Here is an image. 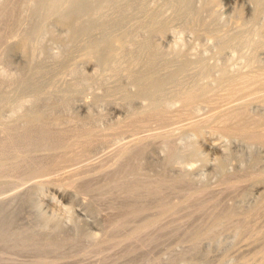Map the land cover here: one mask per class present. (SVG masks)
I'll return each instance as SVG.
<instances>
[{
	"label": "bare ground",
	"instance_id": "1",
	"mask_svg": "<svg viewBox=\"0 0 264 264\" xmlns=\"http://www.w3.org/2000/svg\"><path fill=\"white\" fill-rule=\"evenodd\" d=\"M6 1L8 0H0V19L6 17L5 12L11 0L9 3H6ZM160 1L38 0L37 2V0H32L33 3H30V9L27 8L32 11L29 13L35 12V16L38 15L39 18H30L34 20L31 25L26 27V34L25 32V35L22 34L20 45L16 48L19 51L18 54L28 58L25 61L23 60L25 62L23 68L17 73L10 72L9 68L14 62V56L10 52L12 43L8 47L11 50L3 49L4 51H0V54L4 52L2 56L0 55V59L3 57L5 63H0L4 65L0 68V107H4L8 112L6 114L0 111V189L9 185L12 178H22L23 182H27L31 181L35 175L41 176L45 172L55 170L59 167V163L64 161L63 157L72 152L78 154L75 158H80L79 151L82 149V145L91 139L90 136L97 132L103 133L106 130H112L103 126V128H97L96 125L92 124L90 121V108L93 104L91 103L85 102L74 105V108L80 106V108L86 110L88 113L87 119L89 120L80 119L72 111L74 96L81 95L86 85V79L91 76L88 71L97 66H99V71L100 69L101 72L107 71L102 74L108 75L106 78H110L114 81L113 85L115 84L114 87L108 90V94L103 93V96H97L96 100L99 99L97 102H105L106 98L112 95L128 104H132L136 100L141 101V105L138 110L132 113L133 115L131 114L132 116H128V119L127 117L124 118L127 119L126 121L121 120L123 123L129 121L133 125L125 123L129 127H135L134 124L136 125V123L142 124L145 122L146 124V122L151 123L163 118L169 122V119L175 120L174 116L177 119L179 114L187 115L188 112L195 113L194 116H196V113L202 110L209 101H212L211 105H215V100L220 99L221 101V98L222 100L225 99L223 101L226 102H228L227 99L233 101L232 98L236 96L243 99L229 108L224 105L225 109L223 106V109H221L220 106L221 110L219 109V111L218 106L216 109V105H221V102L216 104L215 107H211L217 110H210L216 112L215 114L206 115L205 120L204 115V117H201L204 121L201 118L200 121L197 119L194 121L196 122L194 125L192 122L193 126L188 129L189 131L184 128L186 131L183 130L176 137L177 139L173 140L174 136H171L170 132H168L170 135L167 132L166 134L165 132H159L160 135L155 134L157 138L153 137V134H151L152 137L148 134L149 137L147 135L146 137L144 135L143 137H134V140L122 144L123 146L118 150V153L114 154L115 157L117 155L116 161L114 160L115 163L106 169H102L107 174L115 171L118 173L111 184L114 187L121 186V192L124 193L125 191L132 194L138 192L141 186V183H138V186L140 184L139 188H135L133 185L132 188L128 189L126 186L124 190V179H129L124 176V161L129 157L132 159V157L138 156V162L142 161V163L139 162L140 164L148 163L146 158L151 152V144H155L159 140L158 135L164 139L159 141L162 142L159 147V151L162 153L159 152L162 156V166L167 171H171V168L174 169L176 165L177 168L179 166L178 169L172 170L171 176L176 174L177 178L175 176L174 178L179 179L180 181L177 182L180 183H182L181 180L191 178V169L192 166L193 168L195 166H190L191 169L187 166L191 164L192 160L198 161L204 168L210 169V173L214 177H221L229 173L231 162L235 159L240 160L247 166L248 163H255V166L260 164V161L257 162L260 157L257 156L258 152L256 151L257 147L261 145L257 138L261 139L262 136L264 138V58L261 55V52L264 55V19L261 23H258L260 16L264 15L262 0H247L246 8L250 13L249 20H245L243 9L223 20L218 11L220 4L217 0ZM169 11L170 15L167 16L166 12ZM50 20H55L67 27L66 35L64 33L63 38L66 43L63 44V49L59 52H53L54 50H51L53 47H49L44 41L49 34H53V36L55 34L51 26L47 24ZM133 20L136 21L135 24L131 28H129V25L126 29L125 26L131 24L130 21ZM176 23L181 26L178 27L181 28L180 31L182 32L189 31L192 34L198 33L197 35L201 32L200 36L202 35V37L204 32L206 34L204 37L207 36L208 38L209 36L210 41L214 40L212 46H215L217 50L208 59L212 58L216 61L211 63L212 59L211 62L207 60L204 57L205 55L201 54L202 50L200 55H195V52V54H192L193 49L191 53L187 51L185 47L188 48V46L185 45L187 44L186 41L183 42L184 38L182 36L180 37L183 39L177 36V40L175 39L170 49L163 50L157 38L167 37L166 34L171 30L173 31V27H177L174 26ZM198 38L196 37V39ZM228 50L231 56L224 60L225 53ZM204 51H207V49ZM208 53L211 52L208 50ZM214 56L215 58H213ZM77 58L86 60L83 66H80ZM68 72L71 74L72 80L67 83L66 88H58L61 78ZM260 85L262 87L258 88ZM255 86L258 89L257 91L252 90V87ZM226 102L223 103L227 104ZM254 102H258L257 107L253 105ZM227 105H230V103ZM198 121L199 123H197ZM214 124L216 128L223 126L225 130L221 127L222 133H216L219 130L213 126ZM207 127L212 129L208 131ZM208 133L212 135L208 137L207 141L204 137ZM217 134L226 138L227 143H219L217 141L219 138H216L218 137ZM257 135L261 136L255 138L254 141L251 140L252 137ZM241 137L242 139H245V137L251 138L250 141L248 139H245L248 141L242 140L245 150L235 154L231 149L230 142L237 139L241 140ZM153 138L158 140L156 141ZM223 138L222 140H224ZM148 139L152 141L151 144H148L150 143ZM263 140L260 142H263ZM203 148L220 156L215 158L212 163L208 156L204 154ZM148 150L150 151L148 152ZM56 157L62 160L59 161ZM81 157H83L82 154ZM50 159L57 160L50 162ZM91 166L93 167V165ZM260 168H263L264 172V166ZM173 171H176V173ZM247 171L250 172V169ZM125 172L127 173V168ZM196 172L194 171L193 175H197ZM236 172L237 170H235ZM135 174L128 175H130L129 177H132V175L135 177ZM253 175L251 174L248 177L250 179L256 177L257 180L255 179L254 182L260 181L261 178L257 177L258 175ZM1 177L5 178L2 179ZM194 177L196 178V176ZM152 181L156 182L157 180ZM152 181L150 180V183ZM167 182L169 181L167 180ZM125 183L128 185L130 182ZM160 183H162L161 180ZM49 184H55L57 187L59 186V189L61 187L65 188L64 184L54 183V180H41L29 185L28 189H23V192L20 191L15 195L13 194L12 197L8 196L9 198L0 199V244L8 241L7 245L12 248L25 247L28 249L31 247V249L42 254L47 253L49 249H59L63 233L71 232L72 237L67 239L69 241L78 240L77 236L79 235L89 240L88 242L93 243L109 240V238L100 237L99 234L93 231L81 230L82 224L74 216L71 209L65 216L58 213L48 214L43 208L44 202L49 201L50 204H54L56 201L54 197L47 194ZM130 184L129 186H131ZM154 184L152 186L156 187L157 183ZM157 185H161L160 188L163 186V184ZM68 186L72 187L73 183ZM202 186L204 187L206 184ZM194 188L196 189L195 186L191 189L194 191ZM59 189L60 197L65 200L66 191L64 193ZM140 189H143L142 186ZM148 190L144 191V194ZM162 191L157 195H160ZM151 192L149 190V194H155ZM263 192L261 191L258 194L261 195ZM136 193L134 194L136 195ZM162 193L164 194V192ZM193 193L186 198L190 199L192 196L195 198L196 192L194 195ZM187 194L189 193L187 192ZM259 195L258 200H260ZM256 200L254 204L250 203L247 206L238 205L235 208L236 211H234L236 213L244 211V214L246 211H250L248 213L257 212L256 210H258L261 201L257 203ZM263 204L261 203V205ZM81 206L85 211L89 210L92 214H96L85 203H81ZM25 207L31 208L33 219L29 221L28 226L20 227L17 223L18 214H22ZM128 207L130 208V206ZM136 207L139 208L140 206L137 205ZM136 207H131L134 209L133 211L130 209L133 214L145 213V210H143L145 207H140L142 210L140 208L137 210ZM159 217L160 220L163 216ZM230 218L228 217L229 220ZM159 220L150 217V220H146L148 222L145 226L142 222L144 227L141 228V224L137 226H140L144 231V228L147 229L148 225L152 224L153 226V223ZM95 224L99 225V221L95 220ZM138 227L137 230L139 231ZM40 254L39 257L37 256L38 259L31 262V264H47V255L41 256Z\"/></svg>",
	"mask_w": 264,
	"mask_h": 264
},
{
	"label": "rangeland",
	"instance_id": "2",
	"mask_svg": "<svg viewBox=\"0 0 264 264\" xmlns=\"http://www.w3.org/2000/svg\"><path fill=\"white\" fill-rule=\"evenodd\" d=\"M9 1L10 0L6 1V3H9ZM161 1L164 2V0ZM217 1L220 4V8L218 9V11L223 20L228 19V17L234 15L240 9H243L245 20H249L250 13L246 8L248 4L247 0ZM31 2L32 0H13L12 3L11 0L9 3V7L5 12L6 17L0 19V49L1 47H5L0 51H2L3 49L11 50L8 47L12 45V50L10 52H12L14 56V62H12L13 65H11V67L9 68L11 73L19 72L25 64L24 61L28 59L26 56H21V54H18L19 51H17L16 48L20 45L19 42L22 34H26V27L31 25V22L34 20L31 19L38 17V15L37 17L35 16V12H33L34 15L33 13H29L31 11L29 10ZM261 2L262 5H264V0H262ZM166 13L167 16L170 15V11ZM263 19L264 15L260 16V18L258 19V23H261ZM134 20L130 21L132 22L131 24L125 26L126 29L129 25V28H131L135 24L136 21L134 22ZM47 24L51 26L52 31L55 34L54 36L53 34H49L48 37L46 36L47 38H45L46 40L44 41H46L45 43L49 47H53V49L50 48L52 51L54 50L53 52H59L63 49V44L66 43L63 38L64 33L66 35L65 31L67 27H64L55 20H50L47 22ZM174 26L177 27H173L174 30L169 31V33L166 34L167 37L162 36L163 38H157L163 50L166 51L167 49H170L173 46V42H175V39L177 40V36L178 38L182 36L184 39L182 37L180 38L183 39V42L186 41L185 43L187 44L185 45L188 46V48L185 47V49L187 51H190L191 53L193 49L192 54L195 52V55H200V51L202 50L203 52L201 54L203 56L205 55L204 57L207 58V60L210 61L212 59L208 58L213 56V53H215L217 50L215 46H212L214 45V40L210 41L209 36L208 38L207 36L204 37V35H206L204 32V35L202 37V35L200 36V34H202L201 32H199V35H197L198 33L192 34V32L189 31L182 32L180 31L181 28L179 27L181 26L179 24L177 25L176 23ZM196 37L199 38L196 39ZM212 47L214 51L212 50ZM205 48L207 49V51H204L206 50ZM208 50L211 53H208ZM3 53L4 52H2L0 55L2 56ZM261 53L263 57L261 55L260 56L264 58L263 52ZM230 56L231 53L228 50L225 53L224 60ZM213 58H215V56ZM77 60H79L80 66H83L84 62L86 61L85 59L82 60L79 58H77ZM212 60V62L210 61L211 63L216 61L215 59ZM0 61V63L5 64L3 57L2 59H0ZM3 64H0V68L4 66ZM106 72H101V69L99 71V66L94 67L93 70L91 69L90 71H88L91 76L89 77V79H86V85L81 95H78L79 97L74 96L72 111L73 114L78 116L80 119L89 120L87 119V111L80 108V106L74 108V105H80L85 102L91 103L93 104V106L90 108V121L92 122V124L96 125L97 128L103 126L104 128L106 127V129L111 128L112 130H106V132L103 133L97 132L93 134V136H90L91 139H89L86 144H81L82 149L79 151L80 158H75L76 156H78V154L74 152L67 154L63 157L64 161L59 163V167L53 171L45 172V174H42L41 176L35 175L32 177L31 181L29 180L27 182H23L22 178H12V182L9 185L4 187L3 189H0V199H3L5 197L7 198L8 196L12 197L15 195V193H19L20 191L23 192L24 190L28 189L29 185H32L37 181L54 180V183H62L64 184L65 188L61 187L59 189V186L57 187L55 184L48 185L47 194L50 197H54L56 201L54 204H50L51 202L49 201L44 202V210L48 214L58 213L59 215L65 216L71 209L73 210L74 216L78 218L80 223L82 224L80 227L81 230L86 229L89 232L93 231L99 234L100 237H104L107 239L109 238V240H107L106 242L98 241L97 243H93L88 242L89 240L84 239L79 235L77 236L78 240L69 241L67 239L72 237L71 232L63 233L61 236V247L57 250L49 249L47 253L45 252L42 254H40L38 251L36 252V250L34 249H31V247L28 249L25 247L12 248L7 245L8 241H6L0 244V264H31V262L38 259L39 254L41 256H43L44 254L47 255V264H264V192L262 193L263 196L262 194L259 195L261 191H264V172L262 170L263 168H260L264 166V144H262L264 143L263 136L261 137V139L257 138L261 135H257L255 137H252L251 139L254 141V139L257 138L258 142L261 143V145L257 147L256 151L258 152L257 156L260 157L257 162L260 161V164H256L255 166V163H248L247 166L245 163L240 162V160H232L230 165L231 170L229 173L225 174L227 176L224 175L225 177H214V175L210 173V169L204 168V166H202L200 162L192 160L191 164L187 166L189 169H191L190 166H195L194 168L192 166V175L190 176L191 178H189L188 180H181L182 183L177 182L179 179H175L177 178V176H175L176 174H174L175 178L174 176H171L172 170L177 168V165L176 167H174V169L171 168V171L164 170V167L161 163L162 153L159 151V147L162 144V142L159 141L164 140L162 139L163 137L159 136V132H165V134L166 132H170L171 136H174V138H171H173V140L177 139L176 137H178V135L183 132V130L186 131L190 129L196 123L194 121H196L197 119L200 121V118L204 117V115L205 120L207 117L206 115L216 113L213 111L212 113L210 110L217 111V106L218 111L220 109V106H223L224 109L225 106H228L227 108H229L230 106L241 102L243 99L239 98L242 97L236 96L232 98L234 102L231 99H227L228 102H226L223 101L225 99L222 100V98L221 101L220 99L217 100L218 102L216 100L214 102L213 100L215 105L221 102V105H216V109L211 108L213 106L215 107V105L213 103V105H211L212 101H209L210 103L208 102V105L206 104L205 107L199 111L200 113H196V116L197 114H199L197 118L196 116H194L195 113L193 114L192 112H188L187 115L189 116H187L186 114V116L184 114H179L181 116L180 118L179 115L177 119L176 116H174L173 118L175 120L169 119V122L168 120L163 118L152 121L151 123L149 122L150 124L148 122H146V124L145 122L142 124L136 123V125L134 124L135 127H131L133 125H131L129 121L123 123L121 122V120L126 117L128 119V116L130 117V115L134 113V111L138 110L139 106L141 105L140 100H136L132 104H128L124 103V100L118 99L113 95V97L111 96L109 98H106L105 102H97V100L99 101V99L96 100L97 96L99 97V95H102L103 93L108 94V90L115 85H113L114 81L110 80V78H106V76L108 75L105 76V74H102ZM61 79L62 80L60 81L59 78L60 83L58 88L62 89L63 87L66 88L67 83L72 80V76L68 72L65 73ZM257 85L259 86V84ZM262 85H260V87L258 88H261ZM252 90L257 91L258 89L255 86L252 87ZM230 100L231 102H229ZM223 102H226L227 104L230 103V105H227ZM254 103L253 105L257 107L258 102ZM223 107L221 109H223ZM0 111L6 114L8 113L7 109H5L4 107H0ZM190 115H192L193 117ZM201 119L203 120V118ZM199 121L197 123H199ZM125 123H127V125L130 124L131 126L129 127ZM215 124L213 125L214 127L216 126ZM189 125L190 127H188ZM218 128L216 129L219 131L216 133H222V131L225 130L223 126H220ZM220 128L223 130H221ZM206 129L210 131V129L212 128L207 127ZM157 133L159 134V140L155 139L157 138V136H155V134ZM148 134L150 137H152L151 134H153V137H155L153 139L158 141L155 142V144H151L153 140L151 138L149 139L152 141L148 139V141H150V143L148 144L152 145L150 149L151 152H149L150 150H148L149 154L146 158L148 163L144 165L140 164L142 163V161H139L140 163L138 162V156H131L132 159H130L129 157V159L127 158L124 161V176L129 178L124 179V190L126 186L128 189L132 188L133 185L135 188H139L140 184L138 186V183H141L142 188L145 189L144 191H147L149 189L150 192L153 191L151 193L155 194H149L148 190L147 193L149 195L146 193V196L143 189H140L141 186L139 188L140 191H136L138 195L136 192H133L131 194L124 191L123 193V191H120L121 186L114 187L111 184L113 183V180H115L114 177L118 173L115 171L116 173L112 172L107 174L106 171L103 172L102 169H106L115 163L117 155L115 157L114 154L118 153V150L123 146L122 144H126L127 141L129 142L134 137H143V135L146 137V135L148 136ZM210 135L212 134L208 133L204 138L207 140ZM217 135L218 137L216 138H219V140H216L219 143H227V141H225L226 138L219 136V134ZM222 138L224 140H222ZM250 138L245 137V139L248 140ZM245 139H242L241 137V140L237 139L233 140V142H230L233 153L237 154L245 150L242 142V140L248 141ZM261 140H263V142H260ZM255 142L257 141L255 140ZM81 145L79 146V148L81 147ZM203 150L205 151L204 154L208 156L212 163L215 161V158H218V156H220L219 154L217 155V153H213L206 148H203ZM81 154L83 155V157H81ZM57 159H50V162ZM58 160L60 161L62 159ZM91 165H93V167ZM246 167L250 169V172L247 171L248 169ZM126 168L127 173L125 172ZM138 170H141V174ZM193 170L197 171V175H193ZM235 170H237L236 173ZM128 172H131L132 174L136 173L135 177H133V175L132 177H129L130 175L128 174L131 173ZM173 172L176 173V171ZM72 173H74L75 175ZM169 173L171 174L169 175ZM249 173H251L252 175L254 174L253 176L258 175L257 177L261 178L260 181L254 182L255 179L257 180L256 177H253L254 179L251 177V180L248 177L251 175H249ZM256 173H259L260 176L259 174L256 175ZM194 176H196V178ZM1 178L4 179L5 177ZM149 178L151 181L159 180L158 182H152L155 184H163V186L161 187L162 189L160 188L161 185L158 186L156 184V187L152 186L153 183H150ZM160 180L162 183H160ZM167 180L171 183L167 182ZM164 181L167 183H165ZM125 182H136L137 184L133 183L131 185L129 183L131 185L129 186V184L126 185L127 183ZM72 183V187L68 186L72 185ZM201 183L202 185L206 184L207 188L206 186L203 187L202 185H200ZM108 184H111L112 186H109ZM194 186L197 190L194 188L193 191L192 189ZM167 187L170 189H165ZM58 189L61 192L66 191V193L64 192L65 200L60 197ZM160 191L164 192V194L161 192L160 195H157V193H160ZM187 192L189 194H187ZM192 192H196V197L194 198V196H192V199L190 197V199H187V196L190 194L192 195ZM134 193H136V195ZM197 193L200 195H198ZM139 195L142 197H140ZM258 195L260 196V200H258ZM57 200L58 202L61 200V202L58 203ZM255 200L257 203L258 201H261V203L263 204L261 205L260 203L259 208H257L258 210H256L257 212L252 211L251 213H248L250 211H246L247 213L245 212V214L243 213L244 211L240 213L235 212V208H237L238 205L247 206L250 205V203L254 204ZM81 203H85L86 205L90 206L95 211L96 216L89 210L85 211L82 208ZM160 204L161 206H163L161 207ZM133 205H138L141 208L145 207L143 209L145 210V213H142L140 215L133 214L132 211L134 209H132L131 207H136ZM128 206H130V208ZM166 207L168 208L166 209ZM139 208H137V210H139ZM166 210L168 211L166 212ZM226 211L230 215H227ZM160 214L161 216L159 217ZM157 216L159 218H161L162 216L163 217L159 220ZM150 217L151 219L153 218L159 221L153 223V226L152 224L148 225L151 227L147 226V229L144 228L143 231V229L141 228L143 225H146V223L148 222H146V220H150ZM228 217H235L236 219L234 218L232 220L230 218L229 220ZM32 219L33 213L31 208L25 207L23 213L18 214L17 223L20 227H26L28 226L29 221ZM95 220L99 221V225L95 224ZM139 224H141V228L140 226H137ZM137 227L139 228V231L142 230L143 232H139L137 230ZM134 230L135 232L139 233L133 232Z\"/></svg>",
	"mask_w": 264,
	"mask_h": 264
}]
</instances>
